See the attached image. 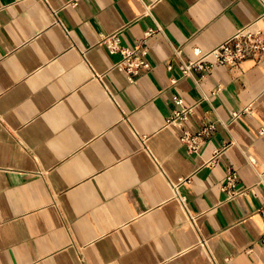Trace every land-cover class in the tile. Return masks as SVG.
<instances>
[{
  "label": "crops",
  "instance_id": "obj_1",
  "mask_svg": "<svg viewBox=\"0 0 264 264\" xmlns=\"http://www.w3.org/2000/svg\"><path fill=\"white\" fill-rule=\"evenodd\" d=\"M263 15L264 0H0V264H264V56L181 69ZM114 33L147 48L135 81ZM208 124L190 151L183 130Z\"/></svg>",
  "mask_w": 264,
  "mask_h": 264
},
{
  "label": "built area",
  "instance_id": "obj_2",
  "mask_svg": "<svg viewBox=\"0 0 264 264\" xmlns=\"http://www.w3.org/2000/svg\"><path fill=\"white\" fill-rule=\"evenodd\" d=\"M153 32H155V29H149L147 36L151 35ZM105 41L111 53H119L121 55L118 65L126 70L131 81H135L142 70L151 67V63L147 57V48L142 44H138L136 47H127L122 44L118 33L106 37ZM195 52L196 57L194 59L182 62L181 69L184 75H189L196 69L202 72L209 71L214 66V63L208 60L210 55L216 57V63L225 65L240 63L251 57L261 58L264 56V30L259 25V19H257L238 29L231 37L214 49L205 52L197 48ZM177 54L181 56V49L177 50ZM177 102L183 105L182 99H178ZM244 110L250 111L251 106H247ZM191 112L192 108L183 106L181 110L175 111L170 118V123H178L179 120H187ZM239 115L240 112L235 113V117ZM214 130V124L203 126L196 133L184 129L181 134V142L186 145L190 151L197 152L207 138L212 135ZM238 185L237 171L230 170L223 183V189L229 193L230 198H234L240 193L238 191ZM174 190L175 194L178 193L176 188ZM180 199L185 208L188 209L184 197L180 196ZM260 211L264 214V206L260 208ZM262 242H264V237L262 238Z\"/></svg>",
  "mask_w": 264,
  "mask_h": 264
}]
</instances>
